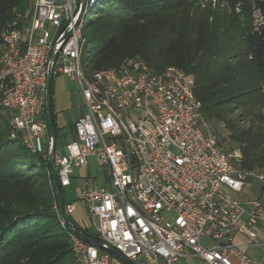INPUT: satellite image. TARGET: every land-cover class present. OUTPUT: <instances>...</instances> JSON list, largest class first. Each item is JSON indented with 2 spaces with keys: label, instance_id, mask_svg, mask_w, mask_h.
Wrapping results in <instances>:
<instances>
[{
  "label": "built area",
  "instance_id": "obj_1",
  "mask_svg": "<svg viewBox=\"0 0 264 264\" xmlns=\"http://www.w3.org/2000/svg\"><path fill=\"white\" fill-rule=\"evenodd\" d=\"M97 1L85 0L74 27L79 0H32L30 15L4 29L0 107L9 136L48 158L41 145L47 130L44 92L48 59L56 50L51 75L76 81L84 104L64 151H55L57 182L70 187L74 168L87 167L91 156L108 168L110 188L86 183L77 196L100 240L145 264L158 259L174 264L187 256L202 264H258L234 237L243 233L257 242L264 210L259 200L243 202L234 194L247 178L264 184V173L233 165L241 151L219 146L194 93V79L184 70L170 65L155 71L136 59L84 72L82 21ZM250 2L252 31L264 36V10ZM67 30L69 37L57 44ZM74 207V201L64 205L67 214ZM70 236L83 264H109L107 251ZM258 243L264 248V230Z\"/></svg>",
  "mask_w": 264,
  "mask_h": 264
},
{
  "label": "trees",
  "instance_id": "obj_2",
  "mask_svg": "<svg viewBox=\"0 0 264 264\" xmlns=\"http://www.w3.org/2000/svg\"><path fill=\"white\" fill-rule=\"evenodd\" d=\"M201 1L98 0L84 25L95 43L83 60L90 71L136 59L155 71L170 65L184 70L194 79L209 129L215 135L219 125L226 130L230 143L216 136L219 146L240 149L233 165L264 173V117L256 113L264 101V36L252 31L250 0H215L214 6ZM254 2L264 10V0ZM31 11L32 0H0V46L6 26ZM51 81L52 75L57 145ZM240 120L249 125L239 126ZM9 130L0 107V264H83L58 213L48 158L29 152ZM68 217L85 236L100 240L92 227Z\"/></svg>",
  "mask_w": 264,
  "mask_h": 264
},
{
  "label": "rangeland",
  "instance_id": "obj_3",
  "mask_svg": "<svg viewBox=\"0 0 264 264\" xmlns=\"http://www.w3.org/2000/svg\"><path fill=\"white\" fill-rule=\"evenodd\" d=\"M208 2H211L213 5L216 1L215 0L201 1V3H203L204 5ZM98 3H96L95 9L98 8ZM95 9L92 10L90 8L88 10V13L86 14V16H84L83 21H82L83 25L88 23L90 16H91L90 13L91 11L92 13H94ZM238 11L236 10V12ZM89 31L90 30L85 27H83L82 29V33L84 34L86 38V44L84 46V54L82 56V68L84 72L87 71V65L85 61L83 60V58L85 57V55H87V52L89 51L91 46L94 45L93 43H95L92 41ZM52 84H53V93H54L53 97L56 102L55 109L58 115L57 124H58V127L60 128L59 135L57 137L56 153L60 154L64 151V147L66 143L68 142V140L70 139L69 137H71L70 135H71L72 130H71L70 123L72 120H74L79 115V113L82 111V108L84 112V104H83V100H82V97H81L76 81L70 80L66 75L58 74V75L52 76ZM237 112H239V110L236 111L233 116H235ZM256 113L264 117V101H262L257 106ZM238 124L241 127H247L249 125V122L246 120H243V121L240 120L238 121ZM215 133L217 137L221 135L224 136L227 139L225 141L226 144L227 142L230 143V139L227 136L226 130L224 129L223 125H219ZM47 139H48V135H47V132L45 131L44 134L42 135V141L45 143ZM233 144L234 143H232V145ZM227 148H229L228 150H231L234 148L239 149L235 145L232 147L227 146ZM263 148H264V145H263ZM107 172H108V168L105 166L99 165L96 157L94 156H91L88 158V167L86 168L75 167L74 168L71 186L64 189L63 195L66 199L74 198L75 207L71 215L72 217H74L76 221L82 223L84 219L89 220V216L86 213L85 205L83 204V202H81V200H78L77 193H79L81 188H83L86 183L91 184V185L95 184L98 186H105L107 188H110V183L107 179ZM251 184H253V186H257L258 188L260 186L259 185L260 183L255 180H253ZM234 195H236L240 199V201H242L241 199L243 198H253L254 192H252L250 187L247 186L243 190L242 193L234 194ZM201 244L204 246H208L209 241L207 239H202ZM140 260L141 258L139 257L138 260L136 261V264H139ZM196 263H198V261ZM110 264H123V263H121V261H119L117 258L111 256ZM158 264H163V263L159 261Z\"/></svg>",
  "mask_w": 264,
  "mask_h": 264
},
{
  "label": "water",
  "instance_id": "obj_4",
  "mask_svg": "<svg viewBox=\"0 0 264 264\" xmlns=\"http://www.w3.org/2000/svg\"><path fill=\"white\" fill-rule=\"evenodd\" d=\"M84 5H85V0H79L78 18H77V21L74 23V27L77 26L79 19L83 14ZM70 33H71V30H67L64 33L63 37L57 42V44L64 42L69 37ZM56 56H57V51L53 50L50 53V56L48 59L47 76H46V81H45V92H44V109H45L47 129H48V135H49L48 136V139H49L48 140L49 171L51 174V185H52V190L56 198L59 216L65 228L68 230V232L70 234H73L77 238H79V240L86 242L88 244L94 245L97 248L102 249L104 251H107L108 253L118 258L124 264H134L131 260L124 257L119 251L115 250L114 248L104 243L103 241L85 236L80 230H78L72 225L71 221L69 220L68 214L65 211L63 197L60 192V187L57 182L56 171L54 168V155L56 151V131L54 128V123H53L51 108H50V78H51L52 65L56 59Z\"/></svg>",
  "mask_w": 264,
  "mask_h": 264
},
{
  "label": "crops",
  "instance_id": "obj_5",
  "mask_svg": "<svg viewBox=\"0 0 264 264\" xmlns=\"http://www.w3.org/2000/svg\"><path fill=\"white\" fill-rule=\"evenodd\" d=\"M54 93H53V84H52V81H51V97H52V103H53V107H54V111H55V122H56V124H57V117H58V115H57V112H56V109H55V105H56V102H55V99H54ZM84 112H83V108H82V111L79 113V115L74 119V120H72L71 121V123H70V126L72 127V125H73V123H74V121L78 118V117H80L82 114H83ZM57 126H58V124H57ZM59 128V127H58ZM60 129V128H59ZM71 137H69V138H72V136H73V134H72V132H71V135H70ZM46 142V141H45ZM44 142L42 141V137H41V145H42V149L44 150V148H45V146H44ZM88 167V166H87ZM84 168H86V167H84ZM250 180V181H249ZM253 180H255V181H257V182H259L260 184V186H259V188L257 187V186H253V184H251V182L253 181ZM250 187V189L252 190V192H254V197L253 198H243V199H241L243 202L244 201H249V200H255V199H257V200H259V202L261 203V206H262V208H263V210H264V184L261 182V181H259V180H257V179H254V178H247V180H246V182H245V184H244V186H243V188H242V191L241 192H239V193H242L243 192V190L246 188V187ZM239 193H237V194H239ZM77 195H78V193H77ZM237 197V196H236ZM76 198V197H75ZM238 198V197H237ZM64 199H65V201L66 202H69L70 200H74V198L73 199H66L65 197H64ZM239 199V198H238ZM240 200V199H239ZM74 202H75V200H74ZM74 218V217H73ZM90 219V218H89ZM75 220V219H74ZM76 221V220H75ZM78 224H80V225H84V226H88V224H89V220H83V222L82 223H80V222H78V221H76ZM264 230V227L263 226H261L260 224H258L257 225V231H258V233H259V236H257V242H255V243H250L249 242V240H248V238H247V236L245 235V234H243V233H239V234H236L235 235V237H234V243L236 244V245H238L239 246V249L240 250H242L247 256H249L253 261H255V262H257L258 264H264V248H263V246L261 245V244H259L258 242H259V240H260V235H261V233H262V231ZM202 241V240H201ZM115 257V256H114ZM116 258V257H115ZM118 259V258H117ZM119 260V259H118ZM195 260H196V262L198 261V263H196L195 262ZM120 261V260H119ZM136 261L137 260H135V261H132L134 264H136ZM162 262L163 264H165L162 260H160V259H158L157 261H156V263L155 264H158V262ZM121 263H123V262H121ZM109 264H110V257H109ZM124 264V263H123ZM139 264H145L144 262H143V260L141 259L140 260V263ZM174 264H202L201 263V261L198 259V258H195V257H191V256H187V257H185V258H181L180 260H178L177 262H175Z\"/></svg>",
  "mask_w": 264,
  "mask_h": 264
}]
</instances>
